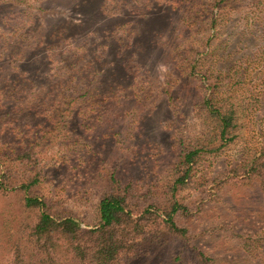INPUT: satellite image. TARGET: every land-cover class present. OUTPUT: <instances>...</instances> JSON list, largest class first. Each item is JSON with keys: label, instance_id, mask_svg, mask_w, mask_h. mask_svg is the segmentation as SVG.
Instances as JSON below:
<instances>
[{"label": "rangeland", "instance_id": "374dc122", "mask_svg": "<svg viewBox=\"0 0 264 264\" xmlns=\"http://www.w3.org/2000/svg\"><path fill=\"white\" fill-rule=\"evenodd\" d=\"M207 97L237 138L178 190L186 235L128 264H264V185L243 178L264 164V0H0V264L37 219L26 196L83 228L112 174L165 202L181 149L212 136Z\"/></svg>", "mask_w": 264, "mask_h": 264}, {"label": "trees", "instance_id": "16d2710c", "mask_svg": "<svg viewBox=\"0 0 264 264\" xmlns=\"http://www.w3.org/2000/svg\"><path fill=\"white\" fill-rule=\"evenodd\" d=\"M203 111L212 127V136L201 145L181 149L172 192L165 202L112 174L99 201V222L83 228L73 216L53 214L45 200L26 196L24 205L38 211L37 219L13 242L11 258L3 264H128L152 245L162 243L166 235L185 236L187 230L179 226L177 218L187 208L178 200V190L193 178L206 156L221 151L238 135L237 113L232 105L207 97ZM28 154L24 153L21 160ZM243 166V178H261L264 185V164L260 158L253 156ZM237 170L241 169L228 172L233 174ZM38 181L34 178L21 188L27 191ZM8 188V175L1 171L0 189ZM208 259L200 254L201 262Z\"/></svg>", "mask_w": 264, "mask_h": 264}]
</instances>
